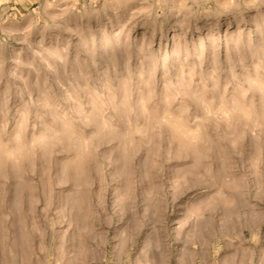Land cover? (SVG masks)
<instances>
[{
	"label": "rangeland",
	"instance_id": "374dc122",
	"mask_svg": "<svg viewBox=\"0 0 264 264\" xmlns=\"http://www.w3.org/2000/svg\"><path fill=\"white\" fill-rule=\"evenodd\" d=\"M0 264H264V0H0Z\"/></svg>",
	"mask_w": 264,
	"mask_h": 264
},
{
	"label": "crops",
	"instance_id": "0c3cea01",
	"mask_svg": "<svg viewBox=\"0 0 264 264\" xmlns=\"http://www.w3.org/2000/svg\"><path fill=\"white\" fill-rule=\"evenodd\" d=\"M34 1H37V0H10V2L12 3L16 2L17 4H20L23 7L30 5Z\"/></svg>",
	"mask_w": 264,
	"mask_h": 264
}]
</instances>
